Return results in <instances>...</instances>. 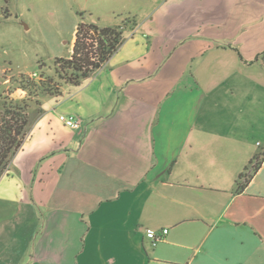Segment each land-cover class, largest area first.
I'll use <instances>...</instances> for the list:
<instances>
[{
    "label": "crops",
    "instance_id": "0c3cea01",
    "mask_svg": "<svg viewBox=\"0 0 264 264\" xmlns=\"http://www.w3.org/2000/svg\"><path fill=\"white\" fill-rule=\"evenodd\" d=\"M135 1L90 22L123 28L109 60L31 106L0 264H264V0Z\"/></svg>",
    "mask_w": 264,
    "mask_h": 264
},
{
    "label": "rangeland",
    "instance_id": "374dc122",
    "mask_svg": "<svg viewBox=\"0 0 264 264\" xmlns=\"http://www.w3.org/2000/svg\"><path fill=\"white\" fill-rule=\"evenodd\" d=\"M138 6L135 0H0V121L4 101L23 96L15 91L21 75L38 78L42 65L49 70L56 57L70 56L79 22L100 17L129 25Z\"/></svg>",
    "mask_w": 264,
    "mask_h": 264
},
{
    "label": "trees",
    "instance_id": "16d2710c",
    "mask_svg": "<svg viewBox=\"0 0 264 264\" xmlns=\"http://www.w3.org/2000/svg\"><path fill=\"white\" fill-rule=\"evenodd\" d=\"M123 28L120 26H99L81 21L76 26L73 50L68 57H56L53 66L45 70L42 65L39 77L23 74L16 80L15 91L23 96L19 99L5 100L0 121V170L6 168L11 156L22 146L29 124V110L33 104H40L37 97L52 95L61 97L67 85L79 86L91 74L101 68L117 51L123 41ZM238 54L237 47H233ZM264 61V52L257 60ZM264 151L253 166L258 170ZM251 174H242L243 189L252 178Z\"/></svg>",
    "mask_w": 264,
    "mask_h": 264
},
{
    "label": "built area",
    "instance_id": "2783aa9c",
    "mask_svg": "<svg viewBox=\"0 0 264 264\" xmlns=\"http://www.w3.org/2000/svg\"><path fill=\"white\" fill-rule=\"evenodd\" d=\"M32 76L37 77L38 73H33ZM59 118L66 126H69L73 129H79L81 127V120L76 116L61 114ZM167 232H168V229L163 230L164 234ZM146 236L150 239L153 245H156L159 241L162 240V237H163L162 234H159L152 228H148L146 230Z\"/></svg>",
    "mask_w": 264,
    "mask_h": 264
}]
</instances>
